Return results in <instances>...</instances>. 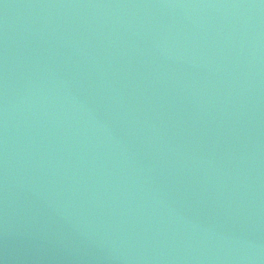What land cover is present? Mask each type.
<instances>
[{"label":"water","instance_id":"1","mask_svg":"<svg viewBox=\"0 0 264 264\" xmlns=\"http://www.w3.org/2000/svg\"><path fill=\"white\" fill-rule=\"evenodd\" d=\"M0 264H264V0H0Z\"/></svg>","mask_w":264,"mask_h":264}]
</instances>
